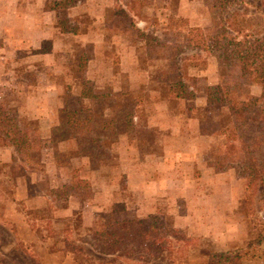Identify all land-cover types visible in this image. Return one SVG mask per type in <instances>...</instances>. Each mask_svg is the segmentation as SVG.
Segmentation results:
<instances>
[{
  "label": "rangeland",
  "instance_id": "374dc122",
  "mask_svg": "<svg viewBox=\"0 0 264 264\" xmlns=\"http://www.w3.org/2000/svg\"><path fill=\"white\" fill-rule=\"evenodd\" d=\"M262 3L0 0V264H264V178L213 166L235 136L204 103L206 86L236 84L239 70L164 35L181 32L176 20L215 35L235 13L264 34ZM166 80L192 94L172 99ZM74 111L88 131L70 129ZM106 215L145 219L168 248L98 255L85 239Z\"/></svg>",
  "mask_w": 264,
  "mask_h": 264
},
{
  "label": "trees",
  "instance_id": "16d2710c",
  "mask_svg": "<svg viewBox=\"0 0 264 264\" xmlns=\"http://www.w3.org/2000/svg\"><path fill=\"white\" fill-rule=\"evenodd\" d=\"M121 6L126 8L123 3ZM262 8L264 9L263 6L256 5L254 10L260 11ZM235 17L237 13L232 17L226 16L225 28L215 35L206 34L198 27L188 28L180 22L181 20H176L179 23L176 27L181 32H174L176 34L174 36L170 35L172 32L164 35L171 41L179 38L180 43L188 49H201L206 53L216 51L222 58L223 65L238 68L240 77L238 83L206 86L205 105L225 111L235 136L233 141H227L222 145L213 166L219 169L234 166L240 175L248 177L260 172L264 178V34L245 32L242 25L240 28L237 27L238 21ZM153 22L155 23L156 20L153 19ZM143 36L146 46H150L151 43L156 44L153 42L155 39ZM81 63H84V59L79 56L77 66L80 67ZM183 67L182 65L180 67L181 77L194 81V78L186 77V69ZM163 75L166 76L165 73ZM166 81L169 82L167 90L172 99H186L192 94L191 87L181 82ZM250 85L259 86L260 92L257 96L245 91L244 88ZM78 97L92 98L93 94L87 90L86 93L81 92ZM68 114L72 119L70 129L74 133L79 134L81 131L83 133L89 130L90 124L87 119L75 117L76 111ZM71 185L74 191L81 192L85 189L88 194L86 181L74 177ZM159 231V228L149 224L145 219H120L106 215L100 229L89 230L90 234L85 239V243L98 255L109 256L115 253L128 255L130 252L140 251L148 258L149 256L157 258L164 249L168 248L165 247V240L160 236ZM246 247L249 248V244ZM248 256L254 257L249 251H235L231 259L238 262Z\"/></svg>",
  "mask_w": 264,
  "mask_h": 264
},
{
  "label": "crops",
  "instance_id": "0c3cea01",
  "mask_svg": "<svg viewBox=\"0 0 264 264\" xmlns=\"http://www.w3.org/2000/svg\"><path fill=\"white\" fill-rule=\"evenodd\" d=\"M250 94H251V93H250ZM252 94H253V93H252ZM253 95H255V96H256V95H257V93H256V94H253Z\"/></svg>",
  "mask_w": 264,
  "mask_h": 264
}]
</instances>
